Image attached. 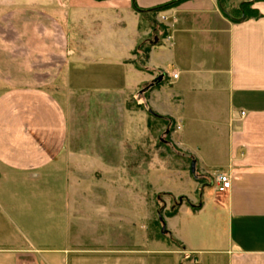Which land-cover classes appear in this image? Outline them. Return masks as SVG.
<instances>
[{
  "label": "crops",
  "instance_id": "1",
  "mask_svg": "<svg viewBox=\"0 0 264 264\" xmlns=\"http://www.w3.org/2000/svg\"><path fill=\"white\" fill-rule=\"evenodd\" d=\"M176 1L154 16L134 10ZM251 8L257 18L233 22L217 0H0V166L8 173L50 172L68 153L67 112L48 90L66 65L75 67L74 85L98 90L105 83V97L136 92L175 125L173 144L199 168L192 176L201 198L186 196L164 220L172 249L160 243L154 250L114 249L105 243L120 237L97 236L98 248H64L65 257L71 252L89 264H264V1ZM151 19L165 35L137 70L133 51L149 43ZM19 64L27 67L23 75L12 69ZM94 155L109 160L99 149ZM218 174L230 177V189L205 197L200 181L215 184ZM24 215H12L17 233L0 237V263L33 250L19 234L18 227L30 230ZM46 249L47 260L54 258Z\"/></svg>",
  "mask_w": 264,
  "mask_h": 264
},
{
  "label": "rangeland",
  "instance_id": "2",
  "mask_svg": "<svg viewBox=\"0 0 264 264\" xmlns=\"http://www.w3.org/2000/svg\"><path fill=\"white\" fill-rule=\"evenodd\" d=\"M136 61L137 55L132 63L141 70ZM12 69L19 75L27 72L21 64ZM82 69L86 72V66ZM74 70L73 65L61 68L48 87L67 112L72 142L68 153L50 172L24 177L11 175L0 166V237L7 239L17 233L11 225L12 215L23 213L30 230L18 227L19 234L26 233L28 246L34 250L0 264H58L57 259L59 264H89V259H76L71 252L65 257L64 248L78 252L98 248L97 236L104 241L111 235L120 237V241L105 243L114 249L154 250L160 243L169 250L172 241L167 233L162 234L159 217L164 221L174 206L188 202L186 196L201 198L200 190L194 188L198 182L194 183L190 173L191 161L173 144L175 125L150 116L136 92L124 94L120 89L111 99L103 96L105 83L98 90L87 84L74 85ZM96 149L108 153L109 160L96 157ZM194 170L199 173L195 165ZM206 178L199 183L205 197L215 193L212 178ZM97 204L113 208L95 210ZM12 247L16 248H6ZM46 248L53 260L42 252ZM183 257L186 263L190 259Z\"/></svg>",
  "mask_w": 264,
  "mask_h": 264
},
{
  "label": "trees",
  "instance_id": "3",
  "mask_svg": "<svg viewBox=\"0 0 264 264\" xmlns=\"http://www.w3.org/2000/svg\"><path fill=\"white\" fill-rule=\"evenodd\" d=\"M96 1H102V0H96ZM181 1V0H180ZM229 1L230 0H217V4H218V8L219 10L226 16L228 17L230 20H232L233 22H240L249 18H257L259 16L258 12L254 9L251 8L253 2L256 1H264V0H248V1H244L241 2L237 7L232 8L229 5ZM178 1L176 2H172L169 3L165 6L153 9V10H146V11H142L139 9L134 8V10L139 13L140 15H147V14H152V16H154L158 11H160L163 8H166L168 6H172L174 4H176ZM151 23V28L153 31V34L151 36V39L149 40V43L147 45H143V43L138 46V48L136 50L133 51V54L138 56V67H140L141 70H144V62L147 59V55L149 52V48L150 46L153 44V41H156V44L159 42V40L165 35L164 29L156 24V21L154 19L150 20ZM155 39V40H154ZM148 114L158 120H162V117H160L159 115L155 114L153 111L148 110ZM167 133H169V130L167 131ZM179 204H177L176 206L173 207L172 212H169L167 214V217H171L173 216L178 208ZM158 223L160 224L161 227V232L162 234L166 233V229H165V225H164V221L162 219H160L159 217Z\"/></svg>",
  "mask_w": 264,
  "mask_h": 264
},
{
  "label": "built area",
  "instance_id": "4",
  "mask_svg": "<svg viewBox=\"0 0 264 264\" xmlns=\"http://www.w3.org/2000/svg\"><path fill=\"white\" fill-rule=\"evenodd\" d=\"M177 77L176 74L172 75V78L175 79ZM231 187V180L228 175L224 174H218L215 177V184H214V189L217 194H224L226 193ZM190 264H198L195 259H192L190 261Z\"/></svg>",
  "mask_w": 264,
  "mask_h": 264
},
{
  "label": "water",
  "instance_id": "5",
  "mask_svg": "<svg viewBox=\"0 0 264 264\" xmlns=\"http://www.w3.org/2000/svg\"><path fill=\"white\" fill-rule=\"evenodd\" d=\"M161 80V77L158 79V81H160ZM194 165H195V163H194V161H191V164H190V173L193 175L194 174Z\"/></svg>",
  "mask_w": 264,
  "mask_h": 264
}]
</instances>
